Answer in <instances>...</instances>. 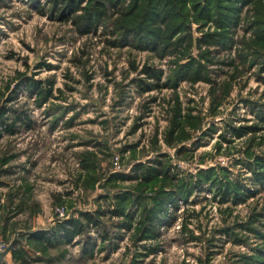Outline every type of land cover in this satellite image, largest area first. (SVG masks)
Segmentation results:
<instances>
[{
  "label": "rangeland",
  "instance_id": "374dc122",
  "mask_svg": "<svg viewBox=\"0 0 264 264\" xmlns=\"http://www.w3.org/2000/svg\"><path fill=\"white\" fill-rule=\"evenodd\" d=\"M49 1L0 0V109H8L7 122H15L17 129L16 135L3 134L0 140L2 240L11 244L19 234L51 229L56 219L78 217L81 211L113 210L116 195L132 190L137 182L118 181L104 188L106 179L117 173L141 174L133 172L134 163L147 164L166 155L172 175L188 183L190 194L166 205L162 222L150 237L137 240L143 207L132 205L126 210L129 221L103 217L111 233L120 236L112 246L104 247L100 235L92 231L97 239L92 257L82 258L81 245H65L49 250L52 264H260L264 187L256 179L263 171L256 156H264V122L254 103L264 105V73L260 80L258 66L245 71L240 62L243 72L238 73L225 64L239 63L241 41L252 36L248 29L252 6L243 8L240 25L231 30L232 47L210 48L211 81H183L177 89L141 93L134 80L143 77L144 66L164 70L165 79L175 61L199 56L196 40L214 31L215 25L192 23V47L184 54L160 58L130 46H113L114 40L122 39L105 26L96 33H80L72 22L52 16ZM233 75L236 79L226 94L224 84L232 82ZM25 77L55 80L61 89L57 100L38 108L25 91ZM178 103L183 117H194L198 125L184 122L181 136L188 138L170 147L167 133ZM25 115L34 120L32 128L18 120ZM241 127L257 131L238 137L233 129ZM85 150L96 152L100 163L101 182L95 190L78 181L79 156ZM115 157L121 172L114 171ZM210 170L214 173L209 180L193 184L200 172ZM227 180L240 183L248 198L225 203L219 184ZM61 208L64 217L59 215ZM118 222L127 226L118 231L113 228ZM227 227L232 229L231 238L224 233ZM19 241L21 247L36 250ZM59 256L63 262L55 259Z\"/></svg>",
  "mask_w": 264,
  "mask_h": 264
},
{
  "label": "trees",
  "instance_id": "16d2710c",
  "mask_svg": "<svg viewBox=\"0 0 264 264\" xmlns=\"http://www.w3.org/2000/svg\"><path fill=\"white\" fill-rule=\"evenodd\" d=\"M49 3L53 6L54 15L52 16L54 18H58L62 22H72L82 34L96 33L99 27L105 26L107 30H111V34L117 33L122 39V44L114 40L111 43L113 46H130L139 51L152 52L160 58H164L168 54H184L183 51H188L192 47L194 44L192 23L197 22L202 26H207L210 23L215 25L214 31L204 33L196 40L200 50L199 56H191L183 63L180 60L175 61L165 79L163 78L164 70L144 66L140 71V75L144 78L134 80L141 93H151L164 88L177 89L183 81L191 83L211 81V70L208 66L212 62L209 58L212 52L210 48H231L233 44L231 30L237 29L240 25L243 8L252 6L253 19L248 24V29L253 31L252 36L248 38V41H241L243 48L239 54V63L230 61L225 64L234 66L238 73L243 72L238 66L240 62L245 71L258 66V78L263 79L264 0H50ZM40 8L41 6L38 9ZM107 30L106 32H108ZM45 67L47 70L52 69L49 65ZM235 79L236 76L233 75L231 76L232 82L224 84L226 94L231 91ZM24 87L29 96L34 98L38 108H44L45 105L57 100L56 92H61L60 88H56L55 80L52 79L37 80L34 77H25ZM14 93L11 94L8 102L13 100L11 98ZM216 98L218 97L216 96ZM254 107L259 109L257 116L264 122V105L254 103ZM1 108L0 140L3 134L9 136L17 134L15 122L11 124L7 122L8 109L5 106ZM18 120L28 129L35 124L29 115H25L23 119L22 116H19ZM184 122L191 124L192 127L198 125L194 117H183L181 105L178 103L174 109L172 126L167 133L166 144L168 146H178L188 138L181 136L184 133L181 128L185 125ZM253 131H257V127L233 129L238 137L246 136ZM135 148L133 147L132 150L135 151ZM166 157L163 155L158 160L149 161L148 165L142 161L134 163L133 172L140 171L141 174L137 173L130 177L120 173L111 174L104 182V188L118 181L137 182L132 190L128 189L125 193L116 195V207L113 210L107 213L81 211L78 213V217L56 219L55 225L51 229L29 232L26 235L19 234L12 249L14 260L20 264H30L28 254L31 251L37 250L49 257L47 253L50 249H57L65 245H81L82 258L92 257L97 247V239L91 235V232L94 231L100 235L104 247L106 244L109 247L112 246L114 242L120 240V236L111 233L104 223L103 217L109 215L110 218H125L129 221L132 217L126 213V210L132 205L143 207L137 240L150 237L158 224L162 222L160 215L164 214L166 205L178 198H187L190 194V190L187 188L188 183L172 175L169 160ZM256 158L263 169L258 174L261 177H256V179L264 187V156L257 155ZM79 159L82 173L78 181L83 182V185L89 190H95L101 182L98 173L100 163L96 160V152L85 150L80 154ZM164 160H167V163ZM213 173L212 170L200 172L199 181L193 184L200 185V182L209 180ZM219 185L223 190L225 203L230 202L233 198L236 204L245 201L249 196L248 190L240 183L227 180ZM24 205L22 204V207ZM6 226L2 231L4 236L7 232ZM124 226H127L125 222H118L113 225V228L120 231L125 228ZM224 233L229 238L232 237V229L227 227ZM261 236L260 238L264 241V234ZM24 237L27 238V244L34 245L36 250L26 249L24 246L18 247L19 238L23 239ZM239 240L237 239L235 242H241ZM257 254L264 257V248L257 251ZM260 264H264V260Z\"/></svg>",
  "mask_w": 264,
  "mask_h": 264
},
{
  "label": "crops",
  "instance_id": "0c3cea01",
  "mask_svg": "<svg viewBox=\"0 0 264 264\" xmlns=\"http://www.w3.org/2000/svg\"><path fill=\"white\" fill-rule=\"evenodd\" d=\"M39 217V216H38ZM32 230H36V227L33 226ZM20 233H24L26 232L25 229H20L19 230ZM17 236V235H16ZM21 238H19L20 240ZM27 239V238H26ZM25 238L22 240H25L24 242L26 243V245L29 246V244H27V240ZM17 240V238L13 239V242H15ZM22 241L18 244V247L22 245ZM27 247V246H26ZM58 249V248H57ZM54 258V257H53ZM52 258L51 257H46L45 254L40 253V251L37 252L36 251H31L30 254H28V262H30V264H52ZM55 259L60 263L64 261V258L62 257H55ZM3 264H20L19 262H16L14 260L13 257V253L12 250L7 254V256L5 257V260L2 262ZM1 263V264H2Z\"/></svg>",
  "mask_w": 264,
  "mask_h": 264
},
{
  "label": "built area",
  "instance_id": "2783aa9c",
  "mask_svg": "<svg viewBox=\"0 0 264 264\" xmlns=\"http://www.w3.org/2000/svg\"><path fill=\"white\" fill-rule=\"evenodd\" d=\"M114 171L115 172H121L122 171L119 157H115L114 158ZM58 212H59V215L61 217H64L65 212H64L63 208L59 209ZM9 246H10V244H8L5 241H3L2 239H0V253H2L5 250H7L9 248Z\"/></svg>",
  "mask_w": 264,
  "mask_h": 264
},
{
  "label": "water",
  "instance_id": "95a60500",
  "mask_svg": "<svg viewBox=\"0 0 264 264\" xmlns=\"http://www.w3.org/2000/svg\"><path fill=\"white\" fill-rule=\"evenodd\" d=\"M15 242H12L7 250L4 252L0 253V263L5 260V257L7 254L13 249Z\"/></svg>",
  "mask_w": 264,
  "mask_h": 264
}]
</instances>
